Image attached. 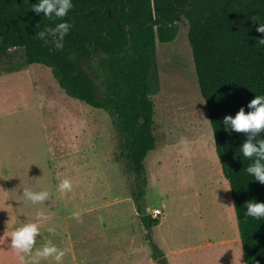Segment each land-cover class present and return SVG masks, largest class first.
<instances>
[{
	"label": "rangeland",
	"instance_id": "1",
	"mask_svg": "<svg viewBox=\"0 0 264 264\" xmlns=\"http://www.w3.org/2000/svg\"><path fill=\"white\" fill-rule=\"evenodd\" d=\"M188 32L184 20L174 42L157 43L160 92L153 97L156 149L144 163L146 212L164 209V199L169 200L172 210H185L188 245L195 243L198 222L208 239L219 235L225 247L206 253L205 264H221V256L228 258L223 252L227 248H233L238 264H243L236 247L230 186L216 155ZM83 65L100 85V58ZM182 137L189 142L190 152L183 150ZM120 143L114 118L68 97L50 69L26 65L21 52L0 59V264H25L30 259L11 248L10 236L26 223H38V212L60 215L58 223L76 249L78 234L103 231L99 216L112 233H140L126 202L134 179L121 157ZM65 178L72 181L73 190L61 195L57 186ZM26 189L47 190L50 200L34 205L23 196ZM92 207L97 210L85 212ZM76 211L81 212L82 222L70 217L65 223L62 214ZM107 217L112 218V228ZM84 221H89L88 226Z\"/></svg>",
	"mask_w": 264,
	"mask_h": 264
},
{
	"label": "trees",
	"instance_id": "2",
	"mask_svg": "<svg viewBox=\"0 0 264 264\" xmlns=\"http://www.w3.org/2000/svg\"><path fill=\"white\" fill-rule=\"evenodd\" d=\"M38 3L0 0V59L21 52L26 65L50 69L68 97L114 118L121 157L134 179L131 196L149 240L159 222L144 205V163L156 149L157 43L174 42L179 24L187 21L200 92L230 186L246 263L264 264V218L247 216L245 208L250 201L264 203V184L246 171L253 163L240 153L246 136L223 123L241 107L249 112L247 105L255 95L264 96V45L258 42L264 33L256 31L264 24V0H72L63 21L36 15L32 5ZM60 22L72 25L62 50L36 37ZM95 56L100 58V85L83 65ZM257 139H264V133Z\"/></svg>",
	"mask_w": 264,
	"mask_h": 264
},
{
	"label": "crops",
	"instance_id": "3",
	"mask_svg": "<svg viewBox=\"0 0 264 264\" xmlns=\"http://www.w3.org/2000/svg\"><path fill=\"white\" fill-rule=\"evenodd\" d=\"M87 190L90 192V187ZM126 202L128 203L130 211H133L130 212V215H135L131 221L133 223L136 221L137 223V229L140 232L137 236L129 230L123 234L112 233L111 229L107 228L108 223L106 219L103 216H99L97 222L98 225L102 226L101 228H104L103 231L101 233L89 231L78 234L79 244L76 249L72 237L69 234H65L63 227H60L58 223L60 215L55 214L49 217V220L44 223V235L37 238L33 255L36 250L41 249L47 241L51 240L52 244L59 249L67 250L62 264H158V260L162 257H167L169 264H205L203 256L206 253L225 247L218 237L219 235L208 239V237L201 234L203 229L199 222L197 224L195 243L193 242L192 246L190 244L188 245L186 243L185 210H182L180 213L172 210L171 203L167 199H164V209L155 207L156 209L162 210L163 215L158 219V224L151 230L149 240L147 230L139 217L132 196ZM132 205L134 208H132ZM144 205L147 209L145 202ZM133 209H135V213ZM197 209L199 210L198 206ZM96 210L97 208L92 207L85 212H93ZM232 212L234 213L235 228L237 231L236 247L241 250L243 264H247L240 239L237 218H235L236 214L233 202ZM71 215H66V213L62 214L65 223L69 221L70 217H73ZM136 216L138 220L137 218L135 219ZM198 218L201 221V211H199ZM107 220L110 222L112 228V218L107 217ZM89 221L92 222V220ZM89 221H84L83 223L88 226ZM48 228H54L55 233H50ZM150 243L157 248L156 253L152 250ZM223 252L227 254L226 257L228 258H225L224 255L223 257L221 256L220 258L222 259H219L222 260L221 264H231L233 261L234 264H238L239 260H236V253L233 248L224 249ZM195 253L197 254L196 260L193 257ZM229 259L233 261L231 262ZM44 264H56V262L49 258L48 260H44Z\"/></svg>",
	"mask_w": 264,
	"mask_h": 264
},
{
	"label": "clouds",
	"instance_id": "4",
	"mask_svg": "<svg viewBox=\"0 0 264 264\" xmlns=\"http://www.w3.org/2000/svg\"><path fill=\"white\" fill-rule=\"evenodd\" d=\"M28 3V0H24ZM73 8L72 0H39L38 4L32 5V11L36 15L41 13L51 19L53 16L61 21L68 15ZM256 21V18L252 19ZM72 25L67 22H60L53 28H46L44 31L36 33V37L43 41L46 45L52 43L57 50H62L64 47V39L69 34ZM259 33H264V24H259L256 29ZM260 45H264V39L258 40ZM250 109L245 113L243 107L236 113L235 117L228 115L223 119V123L227 129L246 136L245 142L240 147V153L244 159L252 160L246 171L249 175L260 184H264V139H257L264 133V96L255 95L247 105ZM180 144L183 145V150L190 152V145L186 138H181ZM73 190L72 181L68 178L63 179L57 186V191L63 195ZM23 196L26 201L32 204H43L50 200L51 193L47 190L33 192L24 190ZM246 215L253 219L264 218V203L250 201L245 205ZM73 218L78 222H82V214L79 211L73 212ZM38 223H26L22 227L17 228L11 234V248L22 258L30 259L25 261V264H40L41 260L53 259L56 264H62L63 258L67 250H62L52 244L51 240L41 248L35 251L37 237L40 236L41 227L49 220V217L43 212H38L36 215ZM50 233H55L54 228H48Z\"/></svg>",
	"mask_w": 264,
	"mask_h": 264
},
{
	"label": "built area",
	"instance_id": "5",
	"mask_svg": "<svg viewBox=\"0 0 264 264\" xmlns=\"http://www.w3.org/2000/svg\"><path fill=\"white\" fill-rule=\"evenodd\" d=\"M148 215L151 216L153 219L158 220L163 215V212L160 209H153Z\"/></svg>",
	"mask_w": 264,
	"mask_h": 264
},
{
	"label": "water",
	"instance_id": "6",
	"mask_svg": "<svg viewBox=\"0 0 264 264\" xmlns=\"http://www.w3.org/2000/svg\"><path fill=\"white\" fill-rule=\"evenodd\" d=\"M158 264H169L167 257H162L159 259Z\"/></svg>",
	"mask_w": 264,
	"mask_h": 264
}]
</instances>
